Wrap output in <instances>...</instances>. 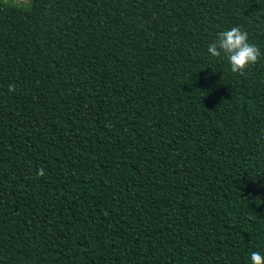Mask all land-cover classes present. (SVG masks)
Instances as JSON below:
<instances>
[{
  "label": "trees",
  "instance_id": "trees-1",
  "mask_svg": "<svg viewBox=\"0 0 264 264\" xmlns=\"http://www.w3.org/2000/svg\"><path fill=\"white\" fill-rule=\"evenodd\" d=\"M235 26L262 54L244 75L208 52ZM254 251L264 0H0V264Z\"/></svg>",
  "mask_w": 264,
  "mask_h": 264
},
{
  "label": "clouds",
  "instance_id": "clouds-1",
  "mask_svg": "<svg viewBox=\"0 0 264 264\" xmlns=\"http://www.w3.org/2000/svg\"><path fill=\"white\" fill-rule=\"evenodd\" d=\"M212 57H227L232 73L244 75L245 71L257 64L261 57L258 46L249 41L248 33L241 27L235 26L217 34L215 42L208 45ZM15 90V85L9 86V92ZM39 175H44L41 170ZM251 264H264V255L258 251L251 253Z\"/></svg>",
  "mask_w": 264,
  "mask_h": 264
},
{
  "label": "rangeland",
  "instance_id": "rangeland-1",
  "mask_svg": "<svg viewBox=\"0 0 264 264\" xmlns=\"http://www.w3.org/2000/svg\"><path fill=\"white\" fill-rule=\"evenodd\" d=\"M14 1L17 3H23V4L28 2V0H14Z\"/></svg>",
  "mask_w": 264,
  "mask_h": 264
}]
</instances>
